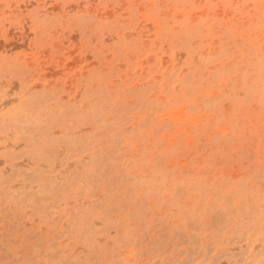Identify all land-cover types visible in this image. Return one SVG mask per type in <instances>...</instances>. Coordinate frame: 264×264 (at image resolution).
Segmentation results:
<instances>
[{"label":"rangeland","instance_id":"rangeland-1","mask_svg":"<svg viewBox=\"0 0 264 264\" xmlns=\"http://www.w3.org/2000/svg\"><path fill=\"white\" fill-rule=\"evenodd\" d=\"M0 264H264V0H0Z\"/></svg>","mask_w":264,"mask_h":264}]
</instances>
